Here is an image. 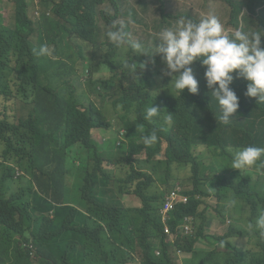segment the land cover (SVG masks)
Masks as SVG:
<instances>
[{"label":"clouds","instance_id":"1","mask_svg":"<svg viewBox=\"0 0 264 264\" xmlns=\"http://www.w3.org/2000/svg\"><path fill=\"white\" fill-rule=\"evenodd\" d=\"M6 1L13 10L9 17L0 0V84L12 87L17 80L16 71L2 69L4 60L18 55L17 50H32L39 64L30 72L26 92L17 84L33 99L32 112L19 113L14 109L17 99L0 97V125L7 119L19 124L18 132L9 136L11 147L6 148L0 135V174L14 175L6 181L10 191L5 205L20 206L15 223L20 221L18 229L25 233L17 230L13 241L1 242L9 247L10 259L17 262L12 249L19 245L23 251L30 250L31 264H51L42 260L44 251L37 253L32 235L51 236L58 228L87 246L103 242L107 234L114 239L119 233L125 250L152 239L154 261L166 251L162 243L166 235L163 242L177 264H187L185 260L188 264H264V147L227 149L233 171L255 166L261 175L259 186L236 189L237 195L222 192L215 184L228 180L218 172L209 181L195 182L191 167L183 168L179 157L172 158L177 157L172 151L181 140L178 122L189 111L179 105V97L196 100L211 92L221 111L218 122L225 126L246 105L256 122H264V0H245L246 6L236 16L226 0H202L216 12L202 13L201 18L186 4L189 0H135L130 8L125 0ZM173 4L180 9L172 12ZM135 6L152 11L155 26L164 16L168 23L163 25L176 23L153 40L156 35L150 34L152 43L133 40L132 26L123 18L136 20ZM131 50L153 62L156 56L163 69L157 75L158 69L148 62L151 72L142 74L138 92L121 85V68L116 69ZM45 55L48 59L40 57ZM127 62L124 67L132 72L145 67ZM159 96L171 100L167 103ZM37 142L45 156L58 160L56 173L41 170L51 174L48 178L36 175L30 165L42 169L44 164L29 151L31 146L39 148ZM105 161L114 164L104 167ZM211 164L201 166L202 176H210L202 170ZM101 168L108 172L100 175L105 180L88 184V175ZM188 179L193 183L185 186ZM193 189L199 212L184 215L174 232L170 221L177 219L178 205L189 202ZM113 194L121 195V200ZM152 219L158 227L144 240L142 230ZM220 227L226 231L218 232ZM180 237L182 246L176 245ZM193 238L195 247L185 250L187 239ZM114 260L94 255L86 264L148 261L139 253L135 259ZM1 261L12 264L7 255L0 256Z\"/></svg>","mask_w":264,"mask_h":264},{"label":"trees","instance_id":"2","mask_svg":"<svg viewBox=\"0 0 264 264\" xmlns=\"http://www.w3.org/2000/svg\"><path fill=\"white\" fill-rule=\"evenodd\" d=\"M226 2L231 6V14L238 15L239 12L243 9L245 0H226ZM190 15L191 14H185ZM198 18L204 17L202 14L198 13ZM178 16V15H177ZM250 14H247L249 17ZM193 17V16H192ZM168 17L164 16L160 21L157 22V25L154 26L155 29H159L164 23H168ZM157 36H153L152 40ZM154 45H145V47H155ZM20 51L17 50L18 55L16 54L13 58H6L3 62L5 63L2 69H13L17 72V80L13 83L12 87L7 85L4 86L0 84V97H3L6 101L12 99H17L15 102V110L19 113H23V110L32 112L35 108L34 101L32 98H28L25 95L28 86V79L31 77V71L38 68L39 64L35 61L36 56H33V51ZM48 59L47 55L40 56ZM129 61V62H127ZM128 64L136 63L137 67H140L139 64H144V68H137L136 72L130 71L128 68L124 67V63ZM154 66L157 70V75H160L162 70L156 56L154 57V62L151 57L145 55H136L134 50L128 52L127 56L118 62L119 66L116 69H120V75L118 77L122 86H125L133 92H138L141 89L143 77L142 74H150L151 68L149 63ZM2 71H0V76ZM17 84L23 87V91ZM160 100H167V103L171 98H162L159 96ZM179 105L188 108L189 111L184 115L182 122H178V127L181 132V140L177 141L176 148L172 151L180 158L184 166L183 168L191 167V176L194 177L195 182L199 181H209L217 172L220 166V161L222 158L231 159V153L227 151L228 148L240 149L249 145H255L258 147H264V122H256V120L251 117L252 110L249 105L243 107V109L238 112V115L232 119V123L228 126H225L222 122H218L217 116L221 115L219 105L215 100L214 95L211 92H207L206 96L198 98L196 100H186L185 98H178ZM175 110V108H173ZM13 111V110H11ZM8 110L4 113L7 115ZM186 113V110L183 114ZM204 113V114H203ZM217 115V116H216ZM31 124L25 125L29 126ZM64 123L60 124L62 128ZM19 130V124L11 119H7L3 124L0 125V135L1 141L4 142L6 148H9L13 144V140L9 137L15 135ZM39 148L36 146L29 147V151L39 155L40 162L43 161L42 169L36 167L33 164H30L35 169L36 175H41L48 178L49 175L56 173L59 170L58 160L55 156H45L46 153L42 150V146L37 142ZM40 154L44 155V159H40ZM211 160L212 171L209 177H204L201 174V166L206 163L205 161ZM57 166V168H54ZM51 171V174H43L42 171ZM248 173L247 177L245 174ZM108 172L105 169H100L98 171L93 169V173L88 175V184H94L96 182L104 181L105 178H102L100 175H107ZM13 174H0V210L3 212L0 213V256L7 255V261H10L12 264H19L21 260H26L28 264H31L30 250L26 249L23 251L22 247L15 245L12 249V253H15L17 262L10 259L6 251L9 250V247L5 248L1 245L3 239L7 241H13L15 232L18 230V233L25 234L23 231L18 229V223H15V216H20V206L11 205L9 208L5 205L9 201V191L10 187L6 184V181H12ZM170 179V178H169ZM168 179V182H169ZM180 179V177H178ZM261 180V175L257 168L254 166L253 169H249L245 172L233 171L232 177L230 180L223 181L218 180L215 182L218 185L222 192L229 194L237 195L240 193V188H245L247 186H259ZM237 182V185L236 183ZM108 185H112L108 181ZM83 187H79L82 189ZM237 192V193H236ZM195 191L190 190L189 194L191 198L187 204H179L175 216L177 219L170 221V226L174 232L178 230V224L183 220L184 215H196L199 212V205L194 199ZM113 197L118 198V201L121 200V195L113 194ZM160 198V197H159ZM160 206V200L157 202V207ZM122 208L120 205L119 209ZM66 208H63V210ZM158 227V222L154 219L147 222L143 231L144 240H146L151 234L155 233L156 228ZM158 233L157 235L161 234ZM51 236H39L33 234V243L36 247L37 253L40 254L43 251L45 255L42 260L51 263V264H86L87 261L94 255H100L106 257L110 262H115L114 259H121L124 256V261L128 259H135L137 253L142 255L143 261L147 259V264H177L174 260L168 255L166 242L164 241L166 235H162V243L165 248L163 256L157 261H154L152 258L151 245L152 239L148 242L142 243L139 247L130 248L125 250L121 247L120 242L122 241V236L118 233L117 238L113 239V236L110 235L103 237V242H95L89 246L85 244H80L78 241L72 239L68 234H63L58 228L50 232ZM107 237V238H106ZM165 243H164V242ZM182 237L176 240V245L182 246ZM188 245H185L184 248L187 251H192L195 247V239H187ZM146 249H144V247ZM24 258V259H23ZM0 264H4L2 261Z\"/></svg>","mask_w":264,"mask_h":264},{"label":"rangeland","instance_id":"3","mask_svg":"<svg viewBox=\"0 0 264 264\" xmlns=\"http://www.w3.org/2000/svg\"><path fill=\"white\" fill-rule=\"evenodd\" d=\"M4 3V11L5 13L11 17V11L13 10V4L9 1L6 0H1ZM135 0H125V5L126 7L130 8L133 4H134ZM189 7H192L195 13H214L216 12L214 8L210 7V6H206L202 0H189V2L186 3ZM136 8V20H132L130 17H125L123 18L124 21L129 22L130 25L132 26L131 31H130V35L133 37V40H145L149 43H152L153 41L148 40L150 38V34H155L156 36H158V33L165 28H171L176 22L175 20H171V25L165 24L163 25L160 29L156 30L154 29L153 26H155V21H156V16L154 15V13L152 11L149 12H145L143 11L140 7L135 6ZM180 6L173 4L172 5V12L179 10ZM224 16L226 17V21L228 22L229 18L226 16V14H224ZM243 24H246L245 22ZM228 26H231L229 23H227ZM251 30V29H250ZM248 30V31H250ZM232 32H228L226 31V34L231 35ZM231 159L229 158H222L220 161V166L218 168V173L222 175L223 178H227L228 180L231 179V172L233 170H235L234 168L231 167V163H230ZM207 164H209L210 162H206ZM114 162H110V161H105L103 162V166L104 167H108L110 165H113ZM112 167V166H110ZM224 167V168H223ZM223 168V169H221ZM190 171V169H188ZM212 170V164L211 165H204L203 166V174L207 175L211 172ZM182 175L184 174V172L181 173ZM218 176V175H217ZM185 186H190L193 183V179H188L185 180ZM160 185V182H159ZM157 188V187H155ZM226 231V227H220L218 229V232H225ZM170 237V236H169ZM176 256H181L176 254ZM191 255L188 254L186 257H190ZM184 256V259L186 258ZM177 258V257H176ZM183 259V260H184ZM181 260V261H183ZM185 262L188 264L189 261L185 260Z\"/></svg>","mask_w":264,"mask_h":264}]
</instances>
